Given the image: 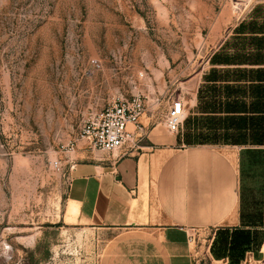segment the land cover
Returning a JSON list of instances; mask_svg holds the SVG:
<instances>
[{
    "label": "rangeland",
    "instance_id": "1",
    "mask_svg": "<svg viewBox=\"0 0 264 264\" xmlns=\"http://www.w3.org/2000/svg\"><path fill=\"white\" fill-rule=\"evenodd\" d=\"M247 11L222 0H0V264H102L109 236L73 223L66 206L64 147L116 97L142 96L148 129H165L171 99L189 113L188 81ZM258 250L245 264H264Z\"/></svg>",
    "mask_w": 264,
    "mask_h": 264
},
{
    "label": "crops",
    "instance_id": "2",
    "mask_svg": "<svg viewBox=\"0 0 264 264\" xmlns=\"http://www.w3.org/2000/svg\"><path fill=\"white\" fill-rule=\"evenodd\" d=\"M189 84L179 137L148 129L145 114L139 150L77 142L67 154L66 206L73 223L109 236L102 264H228L234 231L250 235L240 264L262 248L264 3L235 17ZM191 228L209 234L204 246L187 244Z\"/></svg>",
    "mask_w": 264,
    "mask_h": 264
},
{
    "label": "built area",
    "instance_id": "3",
    "mask_svg": "<svg viewBox=\"0 0 264 264\" xmlns=\"http://www.w3.org/2000/svg\"><path fill=\"white\" fill-rule=\"evenodd\" d=\"M231 3L234 14H241L254 4L264 3V0H222ZM146 114V104L140 95L131 98H113L99 112L90 113L83 121L82 126L74 140L64 147V153L74 151L77 142H83L91 151L113 153L118 150L131 152L139 150L140 143L145 138L144 128L140 122ZM187 110L183 100L179 97L171 99L164 118V127L170 134L178 132ZM55 171L61 169V164L54 161L51 164ZM70 168V167H69ZM209 234L196 229L186 231L188 245L196 246L197 241H208ZM207 264L203 259L200 263Z\"/></svg>",
    "mask_w": 264,
    "mask_h": 264
},
{
    "label": "trees",
    "instance_id": "4",
    "mask_svg": "<svg viewBox=\"0 0 264 264\" xmlns=\"http://www.w3.org/2000/svg\"><path fill=\"white\" fill-rule=\"evenodd\" d=\"M250 235L244 232H232L228 249V264H240L244 255L249 251Z\"/></svg>",
    "mask_w": 264,
    "mask_h": 264
}]
</instances>
